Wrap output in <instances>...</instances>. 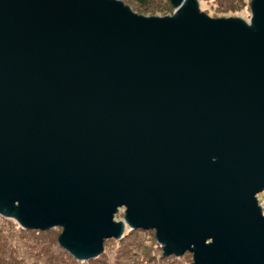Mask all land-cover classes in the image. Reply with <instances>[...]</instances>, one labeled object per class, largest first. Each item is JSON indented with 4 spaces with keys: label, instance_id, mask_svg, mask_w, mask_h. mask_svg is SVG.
I'll return each instance as SVG.
<instances>
[{
    "label": "water",
    "instance_id": "obj_1",
    "mask_svg": "<svg viewBox=\"0 0 264 264\" xmlns=\"http://www.w3.org/2000/svg\"><path fill=\"white\" fill-rule=\"evenodd\" d=\"M170 1L0 0V215L80 261L128 227L264 264V0L249 23Z\"/></svg>",
    "mask_w": 264,
    "mask_h": 264
},
{
    "label": "trees",
    "instance_id": "obj_2",
    "mask_svg": "<svg viewBox=\"0 0 264 264\" xmlns=\"http://www.w3.org/2000/svg\"><path fill=\"white\" fill-rule=\"evenodd\" d=\"M139 14L166 15L175 9L170 0H121ZM214 8L215 12L237 14L243 5L251 8V0H198ZM241 4V6H240ZM122 210L117 214L119 217ZM116 216V218H118ZM62 228L49 231L26 230L15 220L0 215V264H183L192 257L164 256L154 230L130 229L119 240L104 243L101 255L80 261L59 244ZM190 259L189 264H191Z\"/></svg>",
    "mask_w": 264,
    "mask_h": 264
},
{
    "label": "rangeland",
    "instance_id": "obj_3",
    "mask_svg": "<svg viewBox=\"0 0 264 264\" xmlns=\"http://www.w3.org/2000/svg\"><path fill=\"white\" fill-rule=\"evenodd\" d=\"M118 1H121V0H118ZM201 2H202L201 4L199 3L200 4L201 11L204 12V13H206L211 18H214V19H217V18H241V19L247 21L248 23L251 20V8H250V6L249 7H246L245 5H243L242 9L241 10H238L237 14H230V13L215 12V10H214L213 7H211L210 5L206 4L204 1H201ZM125 5H127V4H125ZM127 6H129V5H127ZM240 6H241V4H240ZM129 7L132 9L131 6H129ZM133 12L136 13L135 11H133ZM136 14L141 15V16H145V17L156 16V15H150V14H148V15H146V14H139V13H136ZM165 16H171V14H169V13L166 14V15L157 14L156 17H165ZM258 199H259V203L264 206V192L261 193L258 196ZM116 216H118V215H116ZM116 216L114 218L115 222H121V221H123L124 218H125L124 210H122V213H120V216H122V217H119L118 216V218H116ZM187 253H190V252H187ZM190 254L192 255V253H190ZM190 259H192V261H191V264H192V262L194 260V255H192V257L188 258V261L186 259V260H182L181 262H183V264H189Z\"/></svg>",
    "mask_w": 264,
    "mask_h": 264
}]
</instances>
